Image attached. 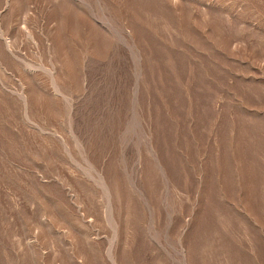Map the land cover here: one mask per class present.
<instances>
[{"label":"rangeland","instance_id":"374dc122","mask_svg":"<svg viewBox=\"0 0 264 264\" xmlns=\"http://www.w3.org/2000/svg\"><path fill=\"white\" fill-rule=\"evenodd\" d=\"M0 264H264V0H0Z\"/></svg>","mask_w":264,"mask_h":264}]
</instances>
